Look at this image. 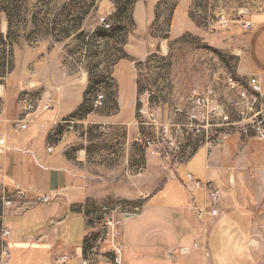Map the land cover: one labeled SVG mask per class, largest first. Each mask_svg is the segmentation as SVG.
I'll return each instance as SVG.
<instances>
[{
	"label": "crops",
	"instance_id": "1",
	"mask_svg": "<svg viewBox=\"0 0 264 264\" xmlns=\"http://www.w3.org/2000/svg\"><path fill=\"white\" fill-rule=\"evenodd\" d=\"M262 22L238 40L243 83L256 79L263 93L247 117L264 109ZM18 56L14 67H26ZM17 85L0 86V190L20 196L13 210L0 203V264H57L59 256L82 264L86 242L98 236L93 215L117 204L140 207L121 231L123 264H264V141L249 124L220 143L181 148L186 156L175 159L136 141L134 112L126 118L92 107L85 84L64 83L32 112L19 103ZM130 91L135 108V85ZM234 92L228 106L239 101ZM188 174L219 192L215 220L198 213L208 205L206 191ZM41 194L51 202L39 205Z\"/></svg>",
	"mask_w": 264,
	"mask_h": 264
},
{
	"label": "rangeland",
	"instance_id": "2",
	"mask_svg": "<svg viewBox=\"0 0 264 264\" xmlns=\"http://www.w3.org/2000/svg\"><path fill=\"white\" fill-rule=\"evenodd\" d=\"M263 20L264 0H0V86L16 80L26 107L51 98L64 83L85 84L87 102L104 94L101 107L109 115L134 112L137 138L181 159L187 154L181 148L230 138L243 122L251 126L253 114L244 115L247 102L240 97L243 89L250 92V80L243 83L238 72V40ZM16 54L26 67H14ZM209 90L227 122L192 119L198 97ZM234 91L239 101L228 106ZM139 208L122 214L127 219ZM93 216L99 235L102 214Z\"/></svg>",
	"mask_w": 264,
	"mask_h": 264
},
{
	"label": "built area",
	"instance_id": "3",
	"mask_svg": "<svg viewBox=\"0 0 264 264\" xmlns=\"http://www.w3.org/2000/svg\"><path fill=\"white\" fill-rule=\"evenodd\" d=\"M104 22V19L102 20ZM219 27L220 29L226 30L227 23L226 21H220ZM217 23V24H218ZM246 27H251L250 23H244ZM216 24L213 26L214 29ZM228 84L232 89H236L239 87L236 80H228ZM250 92L247 90H242L240 92L241 99L247 102L246 112L249 110H256L258 106L261 105V101L263 100V93L258 80L252 79L249 81ZM213 96L214 92L209 90L206 95L200 96L196 102V108L193 110L192 119L198 120L200 117L206 118L209 122L213 121L214 118H222L223 121H228V116L221 112L218 108H216L213 104ZM106 96L104 94H98L96 99L92 101L91 106L94 108H99L103 105ZM36 103L34 101H29L26 105V110L28 112H32L35 108ZM52 103L49 102V105L46 106V109L52 107ZM247 117V113L243 112ZM251 122L252 131L254 134V138L257 141H264V109L259 108V110L253 114ZM20 130H25L27 128L26 124H21L18 126ZM212 127H216L213 125ZM197 131L199 129L197 128ZM226 136H221L214 138L211 141H215L216 143H220L223 140H226ZM138 143H143L142 138L139 137L136 139ZM145 144L147 147L153 148L156 151H159V146L151 141H146ZM5 148L2 146V142H0V153H4ZM48 152H52V149L49 148ZM142 171V168L140 169ZM2 170L0 169V174ZM188 180L192 183L194 188L204 187L206 191L207 204L206 207L199 210L198 213L205 214L210 217L212 220H215L219 216V210L216 208V204H218L221 200L220 194L217 190L213 189L210 185L202 184L200 182L195 181L190 174L187 175ZM20 196L11 197L8 195L6 190H0V203L9 210H13L11 204L13 198H19ZM37 203L39 205H46L52 200L51 195L41 194L36 197ZM123 207L121 205H104L101 207L102 214V225L100 228V233L97 236L96 240L92 244V248L86 250V254L82 257V264H123V253L124 247L121 243V231L126 221L122 212ZM10 235L8 230L3 232V237L6 238ZM6 256L8 250L5 248L3 251ZM68 256H59L55 259L57 264H65L68 261Z\"/></svg>",
	"mask_w": 264,
	"mask_h": 264
},
{
	"label": "trees",
	"instance_id": "4",
	"mask_svg": "<svg viewBox=\"0 0 264 264\" xmlns=\"http://www.w3.org/2000/svg\"><path fill=\"white\" fill-rule=\"evenodd\" d=\"M86 245H89V242H86Z\"/></svg>",
	"mask_w": 264,
	"mask_h": 264
}]
</instances>
